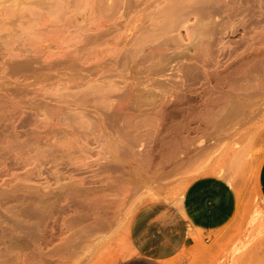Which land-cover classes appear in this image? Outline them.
<instances>
[{
  "label": "rangeland",
  "instance_id": "rangeland-1",
  "mask_svg": "<svg viewBox=\"0 0 264 264\" xmlns=\"http://www.w3.org/2000/svg\"><path fill=\"white\" fill-rule=\"evenodd\" d=\"M131 1L0 0V264H128L133 215L160 200L175 204L194 178L203 177L231 185L235 205L220 226L200 225L193 246L173 264H264L258 184L264 159V0L170 2L174 12L161 13L168 20L160 19L159 10L169 0ZM177 5L184 9L181 17L191 14L189 20H177ZM202 19L212 22L203 26L197 23ZM152 29L160 40L152 39ZM136 47L142 48L138 55ZM182 49L195 61L185 55L189 60L177 64ZM135 54L145 66L140 59L135 63ZM160 54L171 60L169 67L162 60L160 72L169 68L174 76L176 69L173 78L156 74ZM172 60L177 67L186 63L181 72ZM242 71L249 73L248 89L236 90L238 99L226 110L219 98ZM168 86L177 97L165 94L173 93ZM161 95L167 97L162 104ZM151 97L156 101L149 106ZM139 103L145 104L141 112ZM116 130L127 140L121 153L107 147L110 139L118 141Z\"/></svg>",
  "mask_w": 264,
  "mask_h": 264
},
{
  "label": "crops",
  "instance_id": "crops-1",
  "mask_svg": "<svg viewBox=\"0 0 264 264\" xmlns=\"http://www.w3.org/2000/svg\"><path fill=\"white\" fill-rule=\"evenodd\" d=\"M261 164L258 184L264 200V159ZM235 199L224 179L203 177L188 185L179 205L163 200L144 205L129 222L134 251L128 264H166L193 246L200 225L220 226Z\"/></svg>",
  "mask_w": 264,
  "mask_h": 264
},
{
  "label": "bare ground",
  "instance_id": "bare-ground-1",
  "mask_svg": "<svg viewBox=\"0 0 264 264\" xmlns=\"http://www.w3.org/2000/svg\"><path fill=\"white\" fill-rule=\"evenodd\" d=\"M166 1H167V0H166ZM166 1H165V2H166ZM177 1H178V4L181 3L180 0H173V1H172V0L170 1V0H169V1H167L168 3H166V4L164 3L165 6H163V8H161V10H159V11H160V14H161L162 12H163L164 14H165V13L167 14V12H168V13H169L168 15H171V14H172V13L170 14V12L172 11V7H171V5H173V6L175 7V4H177ZM181 1H183V0H181ZM188 1H189V0H188ZM188 1L185 0V5H187L186 3H187ZM190 1H192V0H190ZM190 1H189V3H190ZM198 1H199V2H198ZM200 1H201V0H196V3H200ZM37 2H38V1H37ZM86 2H89V1H86ZM97 2H98V0H97ZM131 2H132V4H133V0H132ZM134 2H135V1H134ZM155 2H156V1H155ZM158 2H162V0H161V1L158 0ZM158 2H157V3H158ZM170 2H173V3H172V4L170 5V7H169L168 4H170ZM193 2H194V1H193ZM39 3H40V1H39ZM182 3H183V2H182ZM99 4H100V3H99ZM193 4H194V3H192L191 5H193ZM128 5H130V2H129ZM167 5H168V7H166ZM179 5H180V4H179ZM183 5H184V4H183ZM185 5H184V7H185ZM191 5H190V7H189V5L187 6V7H189V8L185 7V8H186V11L189 10V9H191V7H193V9L196 8L195 6H191ZM195 5H196V4H195ZM198 5H199V4H198ZM200 5H201V4H200ZM200 5H199V6H200ZM61 6H62V4H61ZM101 6H102V5H101ZM108 6H109L110 9H111V6H110V5H108ZM199 6H197V7L199 8ZM128 7H129V6H128ZM159 7H160V6H159ZM174 7H173V9H174ZM177 7H180V6L177 5ZM57 8H58V7H57ZM59 8H61V7H59ZM113 8H114V7H113ZM167 8H169V9L167 10ZM170 8H171V9H170ZM180 8H181L180 12H178L179 9H178L177 11L175 10V13L178 12V13H177V14H178L177 16L180 17V18H179V17H176V18H179V19H177V20H178V21H179V20L182 21V19L184 20V19H188V18H190L189 16H190L191 14H190V15L188 14V18H186L185 16H187V14L184 15L185 13L183 14L184 16L181 17L179 14L181 13V11H184V9L182 8V6H181ZM200 8H201V7H200ZM163 9H165V10H167V11L164 12ZM112 10H113V9H112ZM196 10H197V11H196V13H197V12H198V9L196 8ZM172 12H174V11H172ZM188 12H189V11H188ZM193 13L195 14V11H194ZM160 14H159V17H160V19H162L161 16L164 15V14H161V15H160ZM181 14H182V13H181ZM204 14H205V13H204ZM168 15H167V16H168ZM173 15H174V13H173ZM202 15H203V14H202ZM207 15H208V14H207ZM207 15H206V17H207ZM164 16H165V15H164ZM167 16H165V19H166ZM175 16H176V15H175ZM203 17H205V15H203L202 18H203ZM206 17H205V18H206ZM168 18H169V17H167L166 20H168ZM173 18H175V17H173ZM160 19L158 18V19H156L155 21H158V23L160 24V21H159ZM165 19H164V21H165ZM200 19H201V18H200ZM206 19H207V18H206ZM170 20H171V19H170ZM173 20H174V19H172V22H173ZM188 20H189V19H188ZM209 20H210V19H209ZM162 21H163V20H162ZM205 21H206V20H203V19H202V22H201V20H197V23L199 22V24L201 23L200 25H203V22H204V25H205ZM169 22H170V21H169ZM169 22H168V23H169ZM172 22H170V25L172 24ZM182 22H184V21H182ZM186 22H187V21H186ZM186 22H185V23H186ZM206 22H207V23H206V26H207V24H208V26H209V24H210L212 21L210 20V22H208V20H207ZM173 23H174V22H173ZM176 23H177V22L174 23L175 27H176ZM197 23H196V24H197ZM159 24H158V25H159ZM161 24H162V22H161ZM164 24H166V23L164 22ZM164 24H163V26L160 25L159 28H160L161 30H163V28H165ZM178 24H179V26H180L181 23H178ZM178 24H177V26H178ZM158 25H157V23H156L155 25H153V28H155V30H156V27H157ZM168 25H169V24H168ZM184 25H185V24H184ZM194 25H195V24H194ZM204 25H203V26H204ZM179 26H178V28H179ZM181 26L183 27V24H182ZM197 26H198V25H197ZM197 26H195V27H196V30H197ZM206 26H205V27H206ZM208 26H207V27H208ZM167 27H168V26L166 25V28H167ZM175 27H173V28L175 29ZM193 27H194V26H193ZM195 27H194L193 29H195ZM198 27H200V26H198ZM166 28H165V29H166ZM169 28H170V27H169ZM176 28H177V27H176ZM180 28H181V27H180ZM188 28H189V27H188ZM202 28H204V27H202ZM157 29H158V27H157ZM167 29H168V28H167ZM170 29H171V28H170ZM152 30H153V29H152ZM196 30H195V31H196ZM198 30H200V29H198ZM198 30H197V31H198ZM207 30H208V29H207ZM150 31H151V30H150ZM163 31H164L163 33L166 34V31L168 32L169 30H166V31L163 30ZM192 31H193V30H192ZM192 31H191V33L194 34L195 31H193V32H192ZM197 31H196V32H197ZM200 31H201V30H200ZM200 31H199V34H201ZM202 31H203V30H202ZM204 31H205V29H204ZM151 32H152V31H151ZM155 32H156V33H155ZM94 33H95V31H94ZM96 33H97V32H96ZM98 33L100 34V32H98ZM98 33H97V34H98ZM101 33L104 35V34H105V31H102ZM106 33H107V32H106ZM147 33H148V32H146V34H147ZM152 33H154V36H156V37L153 36L152 39L156 38V39L158 40L159 38L157 37V33H159V31H158V30H157V31H154V30H153ZM163 33H162V34H163ZM204 33H205V32H204ZM102 34H101V35H102ZM146 34H144L143 39H145ZM149 34H150V33H149ZM206 34H207V32H206ZM85 35H86V34H85ZM85 35H84V36H85ZM142 36H143V35H142ZM151 36H152V34H150V37H151ZM160 36H161V34H160ZM160 36H159V37H160ZM197 36H198V35H197ZM200 36L203 37L204 34H203V35L201 34ZM86 37H87V39L91 38V37H89V35L86 36ZM96 37H97V38H100L99 36H96ZM140 37H141V36H140ZM147 37H148V36H147ZM150 37H148V38H146V39L149 40ZM163 37H164V35H163ZM191 37H192V36H191ZM195 37H196V33H195ZM195 37H194V40L197 38V37H196V38H195ZM198 37H199V36H198ZM141 38H142V37H141ZM91 39H93V38H91ZM100 39H101V38H100ZM156 39H154V40H156ZM161 39H162V38H161ZM192 39H193V37H192ZM96 40H97V39H96ZM98 40H99V39H98ZM148 40H147V41H148ZM157 40H156V41H157ZM159 40H160V39H159ZM162 40H164V39H162ZM88 41H89V40H88ZM88 41H85V43H87V45H88ZM91 41H92V40H91ZM145 41H146V40H145ZM145 41H142V40H141V43H142V42L144 43ZM154 42H155V41H154ZM160 42H161V41H160ZM89 43H90V42H89ZM92 43H94V41H92ZM137 43L139 44L138 40H137L136 44H137ZM161 43H164V42H161ZM165 43H167V42H165ZM136 44H135V46H136ZM138 44H137V45H138ZM195 44H196V43H195ZM200 44H201V43H200ZM200 44H199V45H200ZM83 45H84V43H83ZM142 45H143V44H142ZM165 45H166V44H165ZM139 46H140V45H139ZM154 46H155V45H154ZM194 46H195V45H194ZM196 46H197V44H196ZM200 46H201V45H200ZM200 46H199V47H200ZM82 47H83V46H81V48H82ZM188 47H189V46H188ZM78 48L80 49V47H78ZM136 48H137V47H136ZM162 48H163V50H164L163 44H162ZM180 48H181V47H180ZM194 48H195V47H194ZM196 48H197V47H196ZM202 48H203V45H202ZM202 48H201V49H202ZM134 49H135V48H134ZM137 49H138V50H137ZM137 49H135V51H137L136 54L138 55V54L140 53V52H139V49H140V51H141L142 48H137ZM165 49H166V47H165ZM169 49H170V48H169ZM186 49L189 50V49H191V47H190V48H186ZM186 49H184L185 52H186ZM76 50H77V48H76ZM163 50L161 49L162 52H163ZM166 50H168V48H167ZM182 50H183V49H182ZM182 50L179 51L180 54H181L182 52H184V50H183V51H182ZM191 50H192V49H191ZM164 51H165V50H164ZM176 51H177V50H176ZM176 51H175V52H176ZM189 51H190V50H189ZM198 51H199V50H198ZM138 52H139V53H138ZM152 52H153V51H152ZM185 52L182 54V55H184V56H182L183 58L181 57V58L179 59V57L177 58V57L174 56L173 59H175V60L179 59V60H180V61L177 62V64H180V63H181V61H182L181 59H183L182 62H184L185 55H187V57L189 56V57L192 58V59H193L194 56H196V55L193 56V54H192V55H189L191 51H190L189 53H188V51H187L188 54H185ZM205 52H206V51H205ZM166 53H167V52H166ZM173 53H174V52H173ZM177 53H178V52H177ZM179 53H178V54H179ZM208 53H209V52H208ZM208 53L206 52V54H208ZM136 54H135V55H136ZM144 54H145V53H144ZM161 54H162V53H161ZM161 54H160L159 56H161ZM164 54H165V53H164ZM175 54H176V53H175ZM178 54H177V55H178ZM206 54H205V55H206ZM137 55L135 56V57L137 58V62H136V60H135V63H136V64L139 62V59H140V58L138 59ZM170 55H172V54H170ZM28 56H30V55L28 54ZM132 56L134 57V54H133ZM147 56L149 57L150 55H147ZM159 56H158V58H159ZM164 56L169 57L168 54H166V55H164ZM164 56H163V55L161 56V57L164 58V59H162L161 57L158 59L159 61L161 60L158 64H156V62H155L156 60H153V59H152V60L154 61L153 63L156 64V67H157L158 70H159V71H158L157 69H156L157 71L155 70L156 74H158L160 71H162V73L164 72V71H163V70L165 69V67H163V64H164V63L162 64V62L165 60V57H164ZM178 56H179V55H178ZM30 57H31V56H30ZM33 57H34V56H33ZM75 57H76V55H75ZM187 57L185 58L186 61L189 60V59H187ZM208 57H209V56H208ZM156 58H157V57H156ZM73 59H74V58H73ZM131 59H132V58H131ZM134 59H135V58H134ZM169 59H170V58H169ZM196 59H197V58H196ZM24 60H25V59H24ZM27 60H28V57H27ZM33 60H34V59H33ZM141 60H142V61H141ZM144 60H145L144 57H143V59H140V61L142 62V63H141L142 66H145V65H144ZM148 60H150V59L148 58ZM158 60H157V62H158ZM162 60H163V61H162ZM193 60L195 61V59H193ZM193 60H192V61H193ZM199 60H200V59H199ZM34 61H35V60H34ZM34 61H33V62H34ZM115 61H116V60H115ZM166 61H167V62H166ZM170 61H171V60H170ZM170 61H168L167 58H166V60H165L166 64H165V65L168 66ZM26 62H28V61H26ZM110 62H111V61H110ZM174 62H175V61L172 60V63H171L172 65H171V66H174V67H175V65H176L177 70H179V67H183V66H182L183 64H184V66L186 65V63H183L181 66L179 65V67H177V64H175ZM204 62H205V61H204ZM76 63H77V62H76ZM139 63H140V62H139ZM167 63H168V64H167ZM173 63H174V65H173ZM187 63H188V62H187ZM189 63H190V62H189ZM191 63H192V62H191ZM191 63H190V64H191ZM32 64H33V63H32ZM48 64H49V63H48ZM48 64H47V66H48ZM136 64H134V65H136ZM190 64H189V65H190ZM199 64H200V63H199ZM24 65H25V64H24ZM44 65H46V64H44ZM73 65H75V64H73ZM131 66H132V65H131ZM153 66H154V64H153ZM169 66H170V65H169ZM169 66H168V67H169ZM187 66H188V65H187ZM42 67H43V65H42ZM48 67H49V66H48ZM51 67H52V66H51ZM51 67H50V68H51ZM74 67H75V66H74ZM93 67H94V66H93ZM97 67H98V66H95L96 69H97ZM140 67H141V66H140ZM140 67H139V68H140ZM149 67H150V65H149ZM204 67H205V66H204ZM82 68H84V67H82ZM95 68H94V70H95ZM139 68H138V66H137V69H139ZM142 68H143V67H142ZM154 68H155V67H153V69H154ZM172 68H173V67H172ZM188 68H190V67H187V70H188ZM87 69H88V68H87ZM90 69H91V68H90ZM132 69H133V68H132ZM135 69H136V68H135ZM137 69H136L135 71H137ZM145 69H146V68H145ZM148 69H149V68H148ZM153 69L151 68V70H153ZM168 69H169V68H168ZM168 69L165 70V72L167 71L168 74H167V73H166V74H165V73L162 74L161 72H160V73H161L162 75H170L172 78H173L174 76H176V72H175L176 69L174 70V76H172V75H173V74H172L173 71L170 70L171 72L169 73ZM170 69H171V67H170ZM28 70H29V68H28ZM30 70H31V69H30ZM30 70H29V71H30ZM82 70H84V69H82ZM121 70H122V69H121ZM133 70H134V69H133ZM133 70H132V71H133ZM141 70H142V72L144 71L143 69H141ZM151 70L149 69V70H145V71H151ZM180 70H181V69H180ZM180 70L178 71V73L181 72ZM185 70H186V68H185ZM190 70H191V69H189L188 71H190ZM85 71H86V69H85ZM102 71H103V70H102ZM107 71H108V70H107ZM135 71H133V73H135ZM145 71H144V72H145ZM183 71H184V70H182V73H183ZM25 72H26V70H25ZM97 72H98V71H97ZM113 72H114V74H115V72H117V71H113ZM122 72H123V71H122ZM139 72H140V70H139ZM139 72H138V73H139ZM157 72H158V73H157ZM94 73H95V72H94ZM103 73H104V72H103ZM106 73H107V72H106ZM123 73H125V72H123ZM138 73H136V74H138ZM145 73H146V74H149V73H147V72H145ZM145 73H144V74H145ZM150 73H152V71H151ZM184 73H185V72H184ZM242 73H243V75L245 74L246 76H247V74H249V73H246V72L244 73L243 71H242ZM77 74H78V73H77ZM96 74H97V73H96ZM112 74H113V73H112ZM119 74H121L120 71H119ZM140 74L142 75V73H140ZM146 74H145V75H146ZM156 74H155V76H156ZM238 74H241V73H238ZM86 75H87V74H86ZM88 75H89V74H88ZM91 75H92V72H91ZM121 75H122V74H121ZM123 75H124V74H123ZM123 75H122V76H123ZM145 75H144V77H145ZM153 75H154V72H153ZM153 75L151 74V76H150V74H149V75H147V76H150L151 78L153 77V78H152V80H153V79L155 78ZM243 75H242V76H243ZM245 75H244L243 77H242V76H239V75L237 76V74H236V76L234 75V78L231 80V85H232L231 90H229V88H226V90L223 89V91L226 92V93H225L226 95H225V98H224V97H223V98H221V97L219 98V101H220V102H218V104L221 103V104H223L222 106H225V105H226V106H227V107L225 106L226 110H227V108L230 109L231 107H228V106H232V104L238 99V96H237L238 91H236V90L242 91V89H244V88H245L246 90L248 89V88H246L247 86H246L245 84H246V81L250 82V79L247 80V77H246ZM89 76H90V75H89ZM124 76H125V75H124ZM163 77H164V76H163ZM163 77H162V78H163ZM75 78H76V77H75ZM125 78H126V76H125ZM138 78H139V77H138ZM147 78H148V77H147ZM151 78H150V79H151ZM165 78H167V76H165ZM165 78H163L164 83H165L167 80H169V79H168L169 76H168L167 79H165ZM172 78H170V80H172ZM186 78H187V77H186ZM250 78H251V77H250ZM72 79H73V78H72ZM150 79H149V81H148V79H147V82H150V81H151ZM159 79H161V77H160ZM164 79H165V80H164ZM137 80H138V82L140 81L139 79H137ZM157 80H158V79H157ZM186 80H188V79H186ZM190 80H191V79H190ZM110 81H111V80H110ZM113 81H114V80H112V83H113ZM120 81H121V80H120ZM155 81H156V79H155ZM163 81H161V84H164V83H162ZM77 82H78V81H77ZM138 82H137V83H138ZM143 82L145 83V80H144ZM143 82H142V83H143ZM147 82H146V83H147ZM167 82H169V81H167ZM182 82H183V81H182ZM185 82H187V81H185ZM103 83H104V82H103ZM151 83H152V81H151ZM155 83H157V84L159 83V84H160L159 80H158V82H155ZM179 83L181 84V82H179ZM179 83H178V84H179ZM187 83H189V82H187ZM187 83H185V84L187 85ZM105 84H106V83H105ZM138 84L140 85V83H138ZM157 84H153V85H157ZM180 84H179V85H180ZM247 84H248V83H247ZM79 85H80V84H79ZM110 85H111V82H110ZM118 85H119V83H118ZM133 85H134V84H133ZM148 85H149V83H148ZM174 85H175V84H174ZM179 85H178V86H179ZM111 86H113V85H111ZM111 86H110V87H111ZM119 86H120V85H119ZM136 86H137V85H136ZM150 86H151V84H150ZM150 86H148V89H149ZM170 86H171V84H170ZM170 86H168V87L170 88ZM176 86H177V84L175 85V87H176ZM133 87H134V86H133ZM151 87H154V86H151ZM157 87L159 88V85H158ZM172 87H174V86H172ZM175 87L173 88L174 91H175ZM180 87H183V86H180ZM180 87H178L177 90H180ZM185 87H186V86H185ZM137 88H138V87H137ZM140 88H141V87H140ZM144 88H145V87H144ZM144 88H143V89H144ZM154 88H156V87H154ZM186 88H187V87H186ZM111 89H112V88H111ZM146 89H147V87H146ZM150 89H153V88H150ZM170 89H172V88H170ZM173 89H172V91H173ZM181 89H182V88H181ZM184 89H185V88H184ZM252 89H253V88H252ZM252 89H251V90H252ZM256 89H257V88H256ZM22 90H23V89H22ZM168 90H169V89H168ZM168 90H167V91H168ZM25 91H26L25 93H27L29 90H26V89H25ZM165 91H166V89H164V93H165ZM174 91H173V93H169V92H170V90H169V92H166L165 94L168 93L169 95L171 94L170 96H172V95H174ZM181 91H182V90H181ZM23 92H24V91H23ZM29 92H30V91H29ZM29 92H28V93H29ZM108 92H110V91L108 90L107 93H108ZM177 92H178V91H177ZM234 93H236V94H234ZM105 94H106V93H105ZM177 94H178V93H177ZM223 94H224V93H223ZM142 95H143L144 98H147V97H148V93H144V94H142ZM162 95H163V94H162ZM162 95H161L160 97L158 96V97H159L158 100H160V98L162 97ZM233 95H236L237 97H236V96L234 97ZM174 96H176V95H174ZM181 96H182V95H181ZM168 97H169V96H168ZM176 97H177V96H176ZM176 97H175L174 99H176ZM144 98H142L143 100H141V102L145 100ZM153 98H154V97H153ZM153 98H152V97L149 98V99L147 100L146 104L150 102L149 100H152V102H153ZM164 98H167L166 95H165ZM164 98H163V99H164ZM140 99H141V97H140ZM163 99L161 98L160 103H161L162 101L165 102V99H164V100H163ZM168 99H169V101H168ZM168 99H167V101L170 102V101H171V100H170V97H169ZM171 99H172V98H171ZM138 100H139V98H138ZM154 100H155V98H154ZM158 100H157V101H158ZM211 100H212V99H211ZM216 100H217V99H216ZM145 101H146V100H145ZM145 101H144V102H145ZM148 101H149V102H148ZM155 101H156V100H155ZM173 101H174V100H173ZM176 101H177V100H176ZM209 101H210V100H209ZM139 102H140V100H139ZM152 102L149 103V106H150V105H151V106L153 105ZM168 102L165 103V107H166V104H168ZM239 102H240V101H239ZM205 103H207V102H205ZM134 104H138L137 101H136V103H134ZM141 104H142V105H145V104H143V103H139V105H140V107H139V108H140V112H141V110H142V109H141V107H142ZM161 104H162V103H161ZM174 104H175V103H174ZM213 104H214V103H213ZM215 104H216V103H215ZM221 104H220V105H221ZM240 104H241V103H240ZM252 104H253V103H252ZM154 105H155V104H154ZM158 105H160V104H159V101H158ZM208 105H211V104H208ZM208 105L206 106L207 108H208ZM119 106H120V104H119ZM155 106H156V105H155ZM169 106H170V105H169ZM169 106H168V107H169ZM62 107L64 108V106H62ZM67 107H68V106H67ZM146 107H147V105H146ZM146 107H145V108H146ZM159 107H161V105H160ZM162 107H164V106H162ZM165 107H164V108H165ZM209 107H210V106H209ZM109 108H111V107H109ZM124 108H125V110H126V104H125V107H124ZM145 108H143L144 111H145ZM149 108H150V107H149ZM157 108H158V107H157ZM211 108H212V107H210L209 109H211ZM116 109H117V108H116ZM135 109H136V108H135ZM153 109H155V108H153ZM158 109H159V108H158ZM158 109H157V112H159ZM161 109H162V108H161ZM165 109H166V108H165ZM232 109H233V108H232ZM117 110L119 111V108H118ZM122 110H123V109H122ZM65 111H66V110H65ZM114 111H115V110H114ZM120 111H121V110H120ZM154 111H155V110H154ZM134 112H135V111H134ZM145 112H146V111H145ZM145 112H144L143 114H145ZM161 112H162V111H161ZM99 113H100V112H99ZM110 113H112V112H110ZM113 113H114V112H113ZM115 113L117 114V111H116ZM159 113H160V112H159ZM118 114H119V112H118ZM146 114H147V112H146ZM156 114H157V113H156ZM111 115H112V114H111ZM114 115H115V114H114ZM134 115H135V114H134ZM98 116H99V115H98ZM112 116H113V115H112ZM112 116H111V117H112ZM118 116H119V115H118ZM120 116H121V115H120ZM107 117H108V116H107ZM137 117H138V116H137ZM9 118H10V117H9ZM108 118H109V117H108ZM112 118H113V117H112ZM114 118H115V117H114ZM225 118H227V117H225ZM12 119H13V118H12ZM12 119H11V120H12ZM0 120H1V119H0ZM222 120H225V119L222 118ZM110 121H111V119L109 118V123H111ZM135 121H136V119H135ZM1 122H2V121H1ZM3 122H4V121H3ZM3 122H2V123H3ZM124 123H125V122H124ZM127 123H128V122H127ZM107 124H108V121H107ZM125 124H126V123H125ZM109 125H110V124H108L107 127H109ZM112 125H113V124H111L110 126H112ZM129 125H130V124H129ZM0 126L3 127V125H0ZM9 126H10V125H9ZM118 126H119V125H118ZM125 126H126V125H125ZM115 127H116V126H115ZM128 127H129V126H128ZM128 127H127V128H128ZM16 128H17V127H16ZM130 128H131V127H130ZM130 128H129V129H130ZM136 128H137V127H136ZM1 129H2V128H1ZM5 129H6V128H4V130H5ZM108 129H110V128H108ZM132 129H133V128H132ZM108 131H109V130H108ZM116 131H117V130H116ZM127 131H128V130H127ZM13 132H14V131H13ZM16 132H17V131H16ZM118 132H119V134H118V135L116 134L117 138L119 137L118 141H115V140L111 137L113 134H111L110 132H108V133L104 132V133H106V136H107L108 138H109V136L112 138V139L109 138L110 140L107 138V139L109 140L108 143H109L110 146L107 145V143H106V145H107V147H109V149H110L111 146H112L113 148H114V147H115V148L117 147V149H118L119 147H122V148H123V146H124V144H125V141H127V140L125 139V137H124L123 135L120 134V133L122 132V129H121V132H120V131H117V133H118ZM125 132H126V131H125ZM141 132H142V131H141ZM0 133L2 134V131H0ZM5 134H6V133H5ZM102 134H103V133H102ZM127 134H129V133H127ZM139 134H140V133H139ZM139 134H138V135H139ZM18 135H19V133H18ZM103 135H104V134H103ZM103 135H102V137H103ZM131 135H132V134H131ZM131 135H130V136H131ZM142 135H143V134H142ZM2 136H3V135H1V137H2ZM16 136H17V135H16ZM99 136H100V135H99ZM99 136H97V137H99ZM130 136H129V138H130ZM100 137H101V136H100ZM136 137H137V135H136ZM2 138H3V137H2ZM142 138H143V137H142ZM142 138H141V140H142ZM146 138H147V137H146ZM99 139H100V138H98V140H99ZM133 139H134V138H133ZM135 139H136V138H135ZM135 139H134V141H135ZM137 139H138V137H137ZM104 140H105V139H104ZM130 140L132 141V138H131ZM143 140H144V139H143ZM3 141H4V140H3ZM8 141H9V140H8ZM12 141H13V140H12ZM14 141H15V140H14ZM145 141H146V139H145ZM105 142H106V140H105ZM122 142H123L124 144H123V146H120V145L122 144ZM9 143H10V141H9ZM129 143H130V141H129ZM135 143H136V142H135ZM1 144H2V143H1ZM1 144H0V145H1ZM5 145H6V144H5ZM7 145H8V144H7ZM103 145H105V144L103 143ZM132 145H133V144H132ZM124 147H125V146H124ZM105 148H106V147H105ZM113 148H112V149H113ZM103 149H104V148H103ZM103 149H102V150H103ZM117 149H116V150H117ZM0 150H1V148H0ZM102 150H101V151H102ZM110 150H111V149H110ZM118 150H119V153H121L120 149H118ZM2 153H3V152H2ZM136 153H137V152H136ZM106 157H108V156H106ZM106 157H104V158L106 159ZM92 162H93V161H92ZM139 162H140V161H139ZM99 163H100V162H99ZM99 163H98V164H99ZM111 164H112V163H111ZM86 165H87V163H86ZM112 165H113V164H112ZM99 166H100V164H99ZM99 166H98V167H99ZM80 167H81V166H80ZM98 167H97V168H98ZM106 168H107V167H106ZM112 168H113V167H112ZM112 168H111V169H112ZM116 168H117V167H116ZM116 168H115V169H116ZM79 170H80V169H79ZM104 170H105V169H104ZM112 171H113V170H112ZM211 171H212V169H211ZM211 171H210V172H211ZM212 172H213V171H212ZM100 173H101V172H100ZM95 174H97V172H96ZM94 177H96V176H93V178H94ZM102 177H104V176L102 175ZM196 177H197V176H196ZM84 180H85V179H84ZM101 180H102V178L100 177V181H101ZM194 180H195V178H194ZM68 181H70V180H68ZM68 181H66V184H67ZM79 181H80V180H79ZM102 181H103V180H102ZM102 181H101V183H102ZM71 182H72V180H71ZM74 182H75V181H74ZM82 182H83V179H82L81 183H82ZM84 182H85V181H84ZM104 182H105V181H104ZM75 183H76V182H75ZM96 183H97V182H96ZM99 183H100V182H99ZM101 183H100V184H101ZM93 184H94V183H93ZM102 184H103V183H102ZM80 185H81V184H80ZM94 185H95V184H94ZM94 185H92V186H94ZM96 185H97V184H96ZM81 186H82V185H81ZM86 186H87V185H86ZM150 187H153V186H150ZM147 188H148V185H147ZM53 189H54V188H53ZM62 189H63V188H62ZM83 189H84V188H83ZM149 189H150V188H148V190H149ZM151 189H152V188H151ZM237 189H238V188H237ZM108 190H109V189H108ZM46 191H47V190H46ZM152 191H153V190H152ZM62 192H63V191H62ZM138 192H139V191H138ZM148 192H149V191H148ZM241 192H242V191H241ZM56 193H57V192H56ZM47 194H48V193H47ZM47 194L45 195L46 197H47ZM51 194H52V192H51ZM61 194H62V193H61ZM146 194H147V193H146ZM52 195H53V194H52ZM52 195H51V196H52ZM56 195H57V194H56ZM101 195H102V193H101ZM143 195H144V194H143ZM180 195H181V194H180ZM239 195H240V197H241V193H240ZM43 196H44V195H43ZM45 196H44V197H45ZM182 196H183V195H182ZM182 196H180V197H179L178 199H176V200L173 199V200H175V204H178V205H179V204L181 203ZM46 197H45V198H46ZM52 197H53V196H52ZM56 197L58 198V196H56ZM62 197H63V196H61V198H62ZM141 197H142V196H141ZM150 197H151V196H150ZM48 198H49V197H48ZM54 198H55V197H54ZM61 198H60V199H61ZM143 198H144V197H143ZM155 198H157V197H154V199H155ZM174 198H175V197H174ZM58 199H59V198H58ZM151 199H152V198H151ZM166 199H167V198H166ZM156 200H157V199H156ZM50 202H51V201H50ZM57 203H58V201H57ZM45 205H46V204H45ZM49 205H50V204H49ZM193 232H194V231H193ZM194 234H195V233H194ZM196 234H197V233H196ZM196 234H195V235H196ZM107 235H108V234H107ZM127 236H129V235H127ZM108 240H109V239H108ZM128 240H129V239H128ZM172 261H174V260H173V259H172V260H171V259H168V260H166V264H173Z\"/></svg>",
  "mask_w": 264,
  "mask_h": 264
}]
</instances>
